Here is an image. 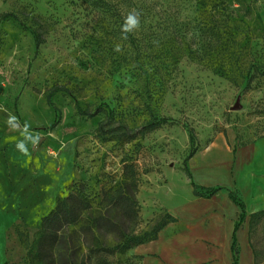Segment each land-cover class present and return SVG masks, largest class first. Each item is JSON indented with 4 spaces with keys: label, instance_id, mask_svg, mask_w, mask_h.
<instances>
[{
    "label": "rangeland",
    "instance_id": "rangeland-1",
    "mask_svg": "<svg viewBox=\"0 0 264 264\" xmlns=\"http://www.w3.org/2000/svg\"><path fill=\"white\" fill-rule=\"evenodd\" d=\"M158 1L156 41L133 61L135 51L109 22L99 28L88 21L80 0H0V108L17 118L11 132L18 142H34L36 172L65 177L62 197L75 181L99 191L132 163L136 232L185 203L190 181L228 190L237 183L241 198L242 182L253 173L264 190V0H226L234 9L236 42L226 60L213 64L198 59L206 52L199 29L207 18L196 14L195 0H175L183 8L170 20L163 8L173 3ZM247 74L251 83L243 88ZM52 85L63 90L49 105L45 94ZM236 102L239 108L232 109ZM75 104L100 111L78 115ZM100 124L106 140L98 136ZM213 145L219 152L210 150ZM17 226L8 235V263L29 264L32 235ZM249 235L264 259V215L253 220Z\"/></svg>",
    "mask_w": 264,
    "mask_h": 264
},
{
    "label": "trees",
    "instance_id": "trees-1",
    "mask_svg": "<svg viewBox=\"0 0 264 264\" xmlns=\"http://www.w3.org/2000/svg\"><path fill=\"white\" fill-rule=\"evenodd\" d=\"M173 5L164 6L163 11L170 20L177 16L182 4L170 0ZM168 0L165 1V4ZM80 6L87 15L88 21H94L99 28L110 23L115 36L126 42L135 54L133 61L141 60L145 47H152L156 41L157 16L160 3L158 0H80ZM196 14L207 20L203 30L206 52L198 59H205V64L213 61H224L231 55L230 46L235 43L236 32L233 29L232 14L234 9H228L226 0H195ZM138 19V27L133 26L126 34L122 32L127 18ZM166 20V19H165ZM106 22V23H105ZM188 24L185 22L184 24ZM36 45L39 35L32 30ZM197 53H192V57ZM218 62V63H219ZM260 73H264V68ZM251 76L242 82L243 88L249 87ZM63 90L59 85H52L45 94L46 103L51 105V98ZM78 115L92 117L98 111L88 112L75 104ZM56 111L54 124L59 121V109ZM106 118L111 119L113 111L103 110ZM101 140H106L108 130L100 124L97 128ZM123 139V138H122ZM126 137L122 141H128ZM189 177V173H187ZM192 194L197 197L209 198L221 186L197 187L192 181ZM137 178L134 165L124 163L121 175L117 181L103 186L99 191L89 188L84 181L72 183V191L65 197H58L54 207L41 218L40 227L32 234V240L27 246L26 259L29 264H141L142 256L131 252L136 246L156 239L158 231L170 222L176 221L168 211H164L151 229L136 232L138 224L139 205L135 198ZM230 199L240 208L235 228L244 221L246 211L236 191L228 192ZM264 215V209L250 213L248 216V240L253 253L254 264H264V259L258 258L250 241V229L253 220ZM15 227H18L17 225ZM24 236L29 234L25 229ZM234 263L236 262L235 239L231 243Z\"/></svg>",
    "mask_w": 264,
    "mask_h": 264
},
{
    "label": "crops",
    "instance_id": "crops-1",
    "mask_svg": "<svg viewBox=\"0 0 264 264\" xmlns=\"http://www.w3.org/2000/svg\"><path fill=\"white\" fill-rule=\"evenodd\" d=\"M13 127H17V118L0 108V264H9L7 243L12 228L21 225L32 235L65 188L62 174L36 172L34 142H18L17 133L11 132ZM210 150L220 149L213 145ZM250 175L249 180L242 182L241 198L237 195L246 211L237 228L240 208L230 199V189H221L209 198L191 193L185 203L165 208L176 221L163 226L156 239L133 249L142 256L141 264H254L248 216L264 209V190L255 185L254 174ZM238 190L236 183L234 191Z\"/></svg>",
    "mask_w": 264,
    "mask_h": 264
},
{
    "label": "clouds",
    "instance_id": "clouds-1",
    "mask_svg": "<svg viewBox=\"0 0 264 264\" xmlns=\"http://www.w3.org/2000/svg\"><path fill=\"white\" fill-rule=\"evenodd\" d=\"M135 26V27H138V19L137 18H134L132 16H129L127 18V21L125 23V25L123 26V29H122V32L125 34V37H126V34L132 30V27Z\"/></svg>",
    "mask_w": 264,
    "mask_h": 264
},
{
    "label": "water",
    "instance_id": "water-1",
    "mask_svg": "<svg viewBox=\"0 0 264 264\" xmlns=\"http://www.w3.org/2000/svg\"><path fill=\"white\" fill-rule=\"evenodd\" d=\"M239 108V104H238V102H236L235 104H234V106L232 107V109H238Z\"/></svg>",
    "mask_w": 264,
    "mask_h": 264
}]
</instances>
